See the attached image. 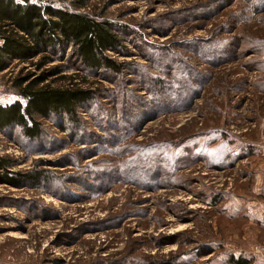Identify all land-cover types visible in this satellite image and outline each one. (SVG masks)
Masks as SVG:
<instances>
[{
  "label": "rangeland",
  "instance_id": "374dc122",
  "mask_svg": "<svg viewBox=\"0 0 264 264\" xmlns=\"http://www.w3.org/2000/svg\"><path fill=\"white\" fill-rule=\"evenodd\" d=\"M86 1L129 64L66 69V49L48 80L92 98L0 129V264H264V0ZM7 64L0 104L25 103L9 79L34 68Z\"/></svg>",
  "mask_w": 264,
  "mask_h": 264
},
{
  "label": "trees",
  "instance_id": "16d2710c",
  "mask_svg": "<svg viewBox=\"0 0 264 264\" xmlns=\"http://www.w3.org/2000/svg\"><path fill=\"white\" fill-rule=\"evenodd\" d=\"M69 3L76 7L56 9L51 3L0 0V72L12 58L25 67L34 68L33 72L22 68L9 79L10 89L26 102L0 104V129L19 127L25 136L34 138L41 129L37 117H49L59 110L71 117L77 106L92 98L90 90L74 84L54 86L53 81L48 80L52 74L64 71L61 65L49 68L48 64L63 59L68 48L71 53L66 69L89 73L103 67L119 74L128 67L129 62H117L107 54L109 50L119 52L125 48V39L114 27L105 19L99 20L87 11L77 10L88 6L86 0H70ZM15 163V160L0 158L3 168ZM227 264H251V259L230 256Z\"/></svg>",
  "mask_w": 264,
  "mask_h": 264
}]
</instances>
